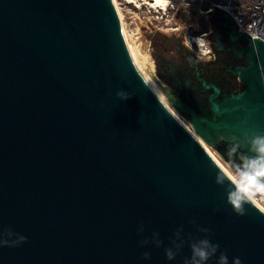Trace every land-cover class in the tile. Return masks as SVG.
I'll use <instances>...</instances> for the list:
<instances>
[{"label":"water","instance_id":"95a60500","mask_svg":"<svg viewBox=\"0 0 264 264\" xmlns=\"http://www.w3.org/2000/svg\"><path fill=\"white\" fill-rule=\"evenodd\" d=\"M210 18L241 45L234 55L247 65L231 72L242 87L221 94L205 83L206 111L177 99L230 170L218 154L228 138L264 132V41L220 10ZM122 27L112 0H0V238L27 237L0 246V264H183L189 237L219 244L229 264H264V211L251 200L244 216L232 210L215 183L222 171L144 83ZM181 228L184 245L168 261Z\"/></svg>","mask_w":264,"mask_h":264},{"label":"rangeland","instance_id":"374dc122","mask_svg":"<svg viewBox=\"0 0 264 264\" xmlns=\"http://www.w3.org/2000/svg\"><path fill=\"white\" fill-rule=\"evenodd\" d=\"M112 1L118 13L121 27H122V18L125 20H129V21H124L123 26L126 27L124 28L122 27V33L124 29L127 39L131 41V46L132 47L135 46V49L138 51L140 56V63L141 65H145L144 72L155 83H159V82L162 83L164 85V90L166 92L172 95H176V98H174L175 101L174 100L169 101L168 98H170V96L167 93L160 94L155 88V86L152 85L151 83L150 86L156 93H158L164 104H166L168 110H170L172 113L171 115L173 117L174 116L176 117L175 118L176 121H178L179 124L182 123L180 125L181 126L183 125L184 128L186 127L187 129L185 128V130H189L188 132L192 131L190 133L192 134L196 133L192 122L189 119L185 118L180 113V110L184 111V108L180 105V103L183 101L180 99V97L178 98L177 91L176 89H174L175 80H173L172 77L164 74L161 64L159 63L158 60H156L157 58L156 54H160L158 46L161 45V47L163 48V45H165V40L167 37H168L167 39H169L167 46H171V40H174L175 42V40L178 39L177 41L178 42L182 41L184 43L183 46L188 50L191 51L193 50L194 52L198 51L199 53H201L202 56L209 54L208 49H210V28L208 30V33H202L200 23L202 22L201 20H205L210 24V18L205 19V17H200L199 15L195 14V10L192 11V14L181 10L186 7V2L184 1L178 4H174L172 0H168V7L165 9H161V8L153 9L148 5V2L150 1L147 0H112ZM203 34H208V37L207 38L202 37ZM185 35H189L194 38L202 37V39H206L205 41H202L203 46L202 48L200 47L202 51L199 50L200 49L199 46H195V45L191 46L190 43H188L187 45L184 42ZM125 44L126 47L128 48L132 64L139 73L144 74L143 70L137 65V60L132 49L129 47L126 41ZM160 59L163 63H165V66L169 69L171 64L167 62L166 59L164 58L163 59L160 58ZM146 79L148 78L146 77ZM166 79L170 80L171 85L167 83ZM183 103L185 104L186 102ZM192 108H194V106ZM200 140L198 141L201 142L202 146L204 147L205 146L204 143L202 142V140L201 141ZM205 147L204 150L205 149L207 150L206 153L207 154L209 153L208 154L209 156H211L214 160L216 159L218 163H221V165L227 170L228 176L230 175L228 178L229 179L231 178L230 180L235 183V177L232 175V172L225 166L223 161L217 159L208 150V148ZM250 200L251 201L253 200L252 202H254V204L259 209L264 211V193L256 192L255 194H250Z\"/></svg>","mask_w":264,"mask_h":264},{"label":"clouds","instance_id":"9594fccd","mask_svg":"<svg viewBox=\"0 0 264 264\" xmlns=\"http://www.w3.org/2000/svg\"><path fill=\"white\" fill-rule=\"evenodd\" d=\"M196 42H200V37L195 38ZM117 97L121 101H126L131 96L124 92L119 91L116 93ZM220 142L225 141L224 137H220ZM218 151V150H217ZM218 154L228 164L232 175L235 177V183L229 181V179L220 171H218L215 183L225 188L227 203L231 206L232 210L238 216H244L246 214V205L250 200V194L256 192L264 193V132H246L242 136H231L227 140L225 152ZM225 157L227 159H225ZM200 232L209 234V229H197ZM143 231V228H140ZM183 229L176 231L175 239L172 240V247L165 248V256L168 261H172L176 258L180 249L184 245V241L181 240V232ZM15 234L10 230L4 233L8 239L0 238V246L3 247H16L19 244L26 242L27 237L17 236L16 239H11ZM177 241H180L177 243ZM152 243H155L156 247L162 245V241L159 239V234L152 233ZM189 247L191 251L190 258H186L183 264H208V261L214 257L219 256L216 260V264H229V259L226 252H220V245L213 244L209 238L193 239L189 237ZM149 243V240L145 239L141 242V246H145ZM142 259H150L149 253H144ZM232 264H242L241 260L237 257L232 261Z\"/></svg>","mask_w":264,"mask_h":264},{"label":"flooded vegetation","instance_id":"af4514ba","mask_svg":"<svg viewBox=\"0 0 264 264\" xmlns=\"http://www.w3.org/2000/svg\"><path fill=\"white\" fill-rule=\"evenodd\" d=\"M225 26L223 20L210 18L211 52L203 56L188 50L183 46L184 43L178 42L176 38L175 42L171 40V46H167L168 37L163 48L161 45L158 46L160 54H156V60L161 64L164 74L175 80L174 89L180 98L200 111H206L210 107L208 97L212 93L205 90V83L218 86L221 94L236 92L242 87L241 82L233 77L231 71L246 66L247 63L243 56L234 55V50H239L241 45L230 44L226 36L231 32V28ZM160 58L171 64L169 69ZM166 81L171 85L169 79Z\"/></svg>","mask_w":264,"mask_h":264},{"label":"built area","instance_id":"2783aa9c","mask_svg":"<svg viewBox=\"0 0 264 264\" xmlns=\"http://www.w3.org/2000/svg\"><path fill=\"white\" fill-rule=\"evenodd\" d=\"M184 2H186V7L183 11L190 13L198 7L199 12L205 14V19L210 18V13L220 10L233 20L239 32L264 41V0H187ZM202 37L207 38L208 34H203ZM202 37L198 43L194 37L185 35L184 42L187 45L190 43L191 46L202 48V41L206 40ZM201 48L199 50L202 51ZM209 51L211 52V47L208 49V53ZM195 53L202 56L198 51Z\"/></svg>","mask_w":264,"mask_h":264},{"label":"bare ground","instance_id":"6f19581e","mask_svg":"<svg viewBox=\"0 0 264 264\" xmlns=\"http://www.w3.org/2000/svg\"><path fill=\"white\" fill-rule=\"evenodd\" d=\"M147 1H150V2H148V5L151 7V8H153V9H157V8H161V9H165V8H167L168 7V0H147ZM127 50H128V48H127ZM128 53H129V51H128ZM130 56V55H129ZM130 59H131V57H130ZM136 69V68H135ZM137 71V70H136ZM138 72V71H137ZM138 74L140 75V77L142 78V80L144 81V83L147 85V87L151 90V92L155 95V97L162 103V105L168 110V108H167V106H166V104H164V102L162 101V99L160 98V96L158 95V93H156L153 89H152V87L150 86V81L148 80V79H146V77L144 76V74L143 73H139L138 72ZM170 110H168V112H169ZM170 114H172L171 113V111L169 112ZM176 117L174 116V119H175ZM176 120V119H175ZM178 122V121H177ZM179 123V122H178ZM180 124H182V123H180ZM183 126V125H182ZM183 128H184V126H183ZM186 128V127H185ZM184 128V129H185ZM187 129V128H186ZM187 132L189 131V130H186ZM190 132H192V131H190ZM190 132H188L195 140H196V142L204 149V147L202 146V143L201 142H199L198 140H200V138H199V136L196 134V133H190ZM201 141V140H200ZM206 148V147H205ZM206 150V149H205ZM204 150V151H205ZM205 152H207V150L205 151ZM209 152V151H208ZM209 154V153H208ZM213 156V155H212ZM211 157V156H210ZM211 159L215 162V164L220 168V170L227 176V177H229L228 176V174H227V170L221 165V163H218L217 162V160L215 161L212 157H211ZM221 166H220V165ZM221 167H223V168H221ZM224 169V170H223ZM231 179V178H230ZM234 183V182H233ZM253 201V200H252ZM254 203V202H253Z\"/></svg>","mask_w":264,"mask_h":264},{"label":"trees","instance_id":"16d2710c","mask_svg":"<svg viewBox=\"0 0 264 264\" xmlns=\"http://www.w3.org/2000/svg\"><path fill=\"white\" fill-rule=\"evenodd\" d=\"M172 2L174 4H178L180 2H183V0H172ZM201 21L202 22L200 23V27H201L202 33H208V30L210 28V24L207 21H205V20H201Z\"/></svg>","mask_w":264,"mask_h":264}]
</instances>
